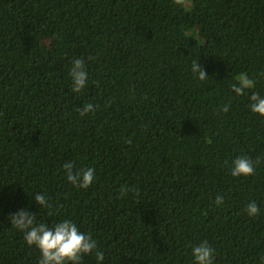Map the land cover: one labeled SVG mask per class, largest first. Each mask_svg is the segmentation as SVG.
Returning <instances> with one entry per match:
<instances>
[{
	"label": "trees",
	"instance_id": "1",
	"mask_svg": "<svg viewBox=\"0 0 264 264\" xmlns=\"http://www.w3.org/2000/svg\"><path fill=\"white\" fill-rule=\"evenodd\" d=\"M75 59L88 74L79 93ZM242 72L256 84L237 96ZM262 72L264 0H0V264L41 258L10 224L24 209L91 233L100 264H194L201 242L213 264H261L264 117L249 96L264 97ZM239 156L260 158L254 175H231ZM69 161L94 168L87 189L67 181Z\"/></svg>",
	"mask_w": 264,
	"mask_h": 264
},
{
	"label": "clouds",
	"instance_id": "2",
	"mask_svg": "<svg viewBox=\"0 0 264 264\" xmlns=\"http://www.w3.org/2000/svg\"><path fill=\"white\" fill-rule=\"evenodd\" d=\"M188 0H173L174 5L184 8ZM200 65L197 59L192 61L191 71L198 74V79L204 81L208 78L204 71H200ZM72 79V91L79 93L87 85V71L85 63L82 59H75L69 72ZM258 76L264 78V72L257 73ZM236 80L238 83L231 85V90L237 95L242 96L246 90L254 88L256 81L248 77L246 73H240ZM230 103V102H229ZM249 107L252 113L264 117V97L256 92H252L249 96ZM220 112L227 113L229 104H224L220 107ZM81 116L86 113L94 112L95 108L91 103L84 105L78 109ZM130 143V141H129ZM260 158H257L255 163L247 156H239L232 162L231 175L233 177L251 176L255 174L256 165L260 164ZM74 164L69 161L63 165L67 181L72 185L87 189L95 180L94 168L73 171ZM133 189L121 185V197L127 195ZM134 195H139L138 191H134ZM35 202L43 208L49 210L52 214V204L43 194H35ZM224 197L217 195L215 204L220 206L223 204ZM59 210L57 209V214ZM246 212L249 216L259 214V208L255 201H251L246 206ZM10 224L17 230L24 233V240L28 246H35L41 258L38 264H83V258L95 252L97 264L104 260L103 251L97 250V242L92 238L91 233L81 232L78 226L71 220L65 219L49 227L45 223H35V215L26 209L18 211L10 217ZM214 250L207 242H201L198 246L192 248V256L194 264H213ZM261 264H264V257L261 258Z\"/></svg>",
	"mask_w": 264,
	"mask_h": 264
}]
</instances>
